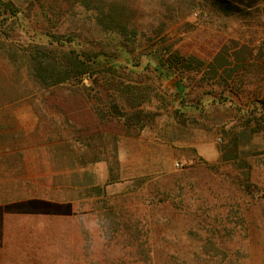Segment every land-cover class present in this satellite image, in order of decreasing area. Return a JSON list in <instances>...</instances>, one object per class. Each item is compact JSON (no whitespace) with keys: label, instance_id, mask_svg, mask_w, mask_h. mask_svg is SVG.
I'll return each mask as SVG.
<instances>
[{"label":"rangeland","instance_id":"obj_1","mask_svg":"<svg viewBox=\"0 0 264 264\" xmlns=\"http://www.w3.org/2000/svg\"><path fill=\"white\" fill-rule=\"evenodd\" d=\"M3 1L0 264H264V0H93L137 30L128 43L97 11L55 27L39 0ZM58 38L116 67L40 90L22 52ZM107 103L121 113L102 120Z\"/></svg>","mask_w":264,"mask_h":264},{"label":"trees","instance_id":"obj_2","mask_svg":"<svg viewBox=\"0 0 264 264\" xmlns=\"http://www.w3.org/2000/svg\"><path fill=\"white\" fill-rule=\"evenodd\" d=\"M220 1L223 2V7L229 13V9L231 8L239 9L238 6L240 4L250 7L261 0H235L237 3L236 5L230 0ZM233 5H235V7ZM77 6L85 9L86 12L97 11V14L94 15L93 19L96 21L97 30L105 36L104 38L110 36L119 38L120 43L121 41L128 43L135 40L138 36L137 30L135 28L131 29L123 23L119 19L117 12L112 9L106 10L101 6L95 7L93 6V0H39L41 13L38 12V15L40 17L42 15L46 17L48 23L53 21L52 25L55 23L54 26L58 27L60 22H66L69 19L75 18L76 14L73 10ZM15 7L16 6L13 2L0 0V13L2 14L14 12V15H16L17 10ZM72 40L73 39L63 41L59 38L57 40H48L46 44H31L28 50H23V61L27 64V69L33 82H35L40 90L52 89L55 91H69L68 88H65V85L77 87V85L83 80L84 76L95 66L110 64L112 68L116 67L115 64H112L114 62H111L110 60V52L108 50L85 49L78 44H73ZM15 54H12L11 52L9 53L10 57H12L11 59L14 60L16 58ZM222 59V63H226V58L222 57ZM196 62L199 63V65H203L202 62H199V60L194 59L193 57L189 60L180 59V62L177 64L174 63V69L178 73L196 70L198 68V66H196L198 64L195 65ZM223 72L227 74L228 77H232L235 70L233 71L230 68H225ZM107 83V88H104L105 92H109L110 90L116 92L120 88L119 86H114V84L108 79ZM126 93L130 95L131 92L126 90ZM255 101L260 105L264 114V93L259 94ZM71 105H75V103L72 102ZM83 107L89 110L87 102ZM107 107H109V112H106L105 114L102 112L101 108H96V112L99 111L98 113L102 120L104 117H110V119H112L121 113V109L117 106H109L108 104Z\"/></svg>","mask_w":264,"mask_h":264},{"label":"crops","instance_id":"obj_3","mask_svg":"<svg viewBox=\"0 0 264 264\" xmlns=\"http://www.w3.org/2000/svg\"><path fill=\"white\" fill-rule=\"evenodd\" d=\"M27 201H35V202H42V203H46V204H70V203H66V202H58V201H55V200H49V199H41V198H31L30 200H27Z\"/></svg>","mask_w":264,"mask_h":264}]
</instances>
